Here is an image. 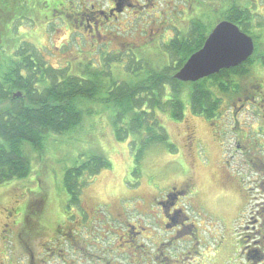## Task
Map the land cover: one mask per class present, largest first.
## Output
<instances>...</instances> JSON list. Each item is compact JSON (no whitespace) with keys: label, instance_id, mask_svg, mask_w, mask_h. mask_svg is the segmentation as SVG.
<instances>
[{"label":"rangeland","instance_id":"obj_1","mask_svg":"<svg viewBox=\"0 0 264 264\" xmlns=\"http://www.w3.org/2000/svg\"><path fill=\"white\" fill-rule=\"evenodd\" d=\"M74 4L76 8H72L73 11L71 8L69 10L66 8L65 11L71 13L76 20L70 18L67 24L60 18L61 15L65 17V13L53 12L50 15L48 11L47 15H43V9H40L41 14H27L23 22L18 23L20 37H26L32 44H36L37 48L40 47L49 65L88 74H96L98 71L93 67L99 68V72L107 70L114 79L119 80L124 77L118 62L112 63L109 67L104 61L126 50L129 52L128 55L130 50L138 54L149 71L152 70L150 68H156L166 62L164 57L156 56L155 52V41L160 38L158 27L161 28V25L154 26L152 20L159 15L148 18L150 20L148 25V20L143 19L135 22L136 25L132 27L128 21L135 16L134 11H129L131 17L118 16L120 23L116 22L105 29V33L109 32L112 39L99 43L94 42L84 32L83 27L78 25V11H84L86 8L98 9L106 6V1L74 0ZM31 9L34 10L33 7ZM140 15L139 17L145 16ZM31 16L35 18L39 16L41 21ZM160 20L159 18L156 21ZM83 23L87 22L83 19ZM166 28V31L161 28L166 35L173 33L171 27ZM207 29L205 24V33L209 31ZM101 46L102 52L99 50ZM261 50H264V46H260ZM257 55L261 58L262 54H256V57ZM122 62H126V57ZM243 83L244 87L249 89L252 85L256 87L254 79L245 80ZM98 98L97 96L94 99L80 98L78 104L92 112L97 106L94 102L99 104L96 101ZM246 107L250 109L246 110ZM260 108L258 104L255 107L246 105L238 112V123L233 122L231 117L228 119L230 114L228 110L226 111L228 116L223 121L218 120L214 125L192 115L188 109L180 122L165 121L162 117L160 122L163 123L173 148L167 149L160 143L151 145L139 160L137 174L132 173L135 151L129 148L128 140L119 142L113 138L112 127L108 121L112 112L109 116L107 109L102 110V107L97 109L99 111L96 113L101 114V110L103 114L99 119L88 118L91 113L86 115L83 124V128H86L78 138L73 137L60 142L61 137H58L55 141L59 140V144L52 145L50 143L55 137L50 136L45 145H52L54 151L49 152L47 149L46 158H38L33 151L28 153L29 157H35L29 159L30 172H34L35 179L27 177L0 183V264H48L40 262V257L48 252L45 247L49 245L56 248L61 241L58 237L65 238V231L62 233L56 231L57 222H61L58 220V200L64 195L63 173L66 168L98 153L107 158L110 167L90 178L92 183L86 187L81 207L90 209L91 214V209L98 200L111 202L117 200L121 205L123 203H120V195L128 194L127 189L130 190V197L134 198L132 193L147 197L149 188L146 184L155 190H163L165 188L163 186L179 188L189 185L191 198L187 206L190 210L196 206L195 209L204 213L208 219L204 223L205 229L209 231L206 242L220 251V255H228L232 260L230 264H238L242 246L248 244L249 248L252 243V238L244 242V232L238 230L241 221L240 211L246 212L249 216L262 203L261 191L256 186L259 176L256 169L264 168V117H261ZM237 135L246 136L245 142L240 144L242 148L235 145L234 137ZM55 141L53 143H56ZM39 155L41 156V153ZM31 182H35L34 186H28ZM190 203L194 205L193 208ZM76 207L79 208L78 205ZM104 208L105 206L101 205L99 212L104 211ZM149 221L147 218L146 223ZM40 224H44V228L40 229ZM52 233L53 235L55 233L56 240L49 242ZM78 236L79 234L74 235L75 238H82ZM59 247L63 248L62 254L68 250L66 243ZM61 262L63 261L59 258L53 264ZM259 262L248 261L246 264H264V259Z\"/></svg>","mask_w":264,"mask_h":264},{"label":"trees","instance_id":"obj_2","mask_svg":"<svg viewBox=\"0 0 264 264\" xmlns=\"http://www.w3.org/2000/svg\"><path fill=\"white\" fill-rule=\"evenodd\" d=\"M248 3L249 0H229L230 10L216 12L215 20L224 17L241 27H249L251 16L244 8ZM74 5V0H0V183L27 177L35 179L29 164V159L35 157H29L28 153L33 151L38 158H46V150L52 152L51 146L59 144V140L55 141L58 137H61L60 142L78 138L86 128H83L85 116L91 113L88 118L99 119L100 115L102 118L101 110V114L96 113L101 107L109 111V116L112 112L111 118L106 117L113 138L119 142L128 140L129 148L135 151L132 173L137 174L139 160L151 145L160 143L167 149L173 148L160 122L162 117L165 121L180 122L188 109L211 125L223 121L236 96L245 90L243 82L256 81L258 69L264 68V55L259 58L253 53L243 63L196 82L176 80L174 74L202 46L201 16L198 17L199 27L192 26L195 34L181 40L175 33L168 42L155 41L156 56L164 57L166 62L150 71L141 57L131 50L130 55L126 50L104 61L109 67L118 62L124 77L119 80L109 71L99 72V68L94 67L98 71L96 74L56 68L48 64L40 47L20 37L17 26L27 14H41L42 9L43 15L48 11L50 15L53 12L67 14L65 9L72 10L76 8ZM69 15L60 16L64 24L69 23L70 18L76 20ZM35 19L41 21L39 16ZM124 57L126 62H122ZM16 92H20V96H15ZM96 96L102 97L96 99L99 104L91 101L97 104L92 112L78 104L80 98L94 99ZM50 136L55 138L52 145L47 146L45 143ZM109 167L107 158L98 153L66 168L62 178L64 195L58 200L61 215L80 210L82 196L92 183L90 178ZM34 184L31 182L28 186ZM40 226L44 228V224Z\"/></svg>","mask_w":264,"mask_h":264},{"label":"flooded vegetation","instance_id":"obj_3","mask_svg":"<svg viewBox=\"0 0 264 264\" xmlns=\"http://www.w3.org/2000/svg\"><path fill=\"white\" fill-rule=\"evenodd\" d=\"M105 1L106 6H101L95 10L86 8L83 14L78 13L80 16L78 25L83 27L84 32L94 42L110 41L112 37H109V32L106 34L105 31L109 26L118 22V16H130L129 11L136 13L135 16H132V20L128 21L131 24L130 27L143 19L148 20V25L150 24L148 18L159 15L152 20L154 26L161 25L164 31L167 30L166 27L168 26L173 32L166 35L158 27V30L160 29L158 37L160 38L157 40L162 42H168L175 33L181 40L189 34H195L192 26L199 27L198 17L201 16L200 22L203 26L206 24L208 29L212 26L207 33L204 31V27L199 28V34L203 37V45L208 34L218 22L229 21L224 17L215 20L216 12L220 14L230 10L229 0ZM244 8L251 16V21H248L247 24L249 27L242 26L246 31L242 30V27L237 23L229 22L236 24L243 33L251 38L253 53L264 55V50L260 51V46H264V0H249ZM69 14L71 13L67 12L65 15L70 16ZM140 14H145V16L139 17ZM159 18L161 20L157 22L156 20ZM83 19L88 23H83ZM209 21L212 22L208 24ZM256 44L260 46L257 48ZM99 50L102 52L103 47H99ZM255 86H253L254 88L250 87V89L245 87L242 94L236 96L237 99L232 102L228 109L230 113L228 119L231 117L233 122L238 123V112L242 111L246 105L255 107L256 104L261 107V117H264L263 67L258 69ZM248 108L250 109V107ZM248 108L246 107V110ZM234 138L236 147L242 148L240 144L245 142L246 136L237 135ZM244 148L247 149L246 146ZM245 154L247 153L245 152ZM256 170L259 172L256 186L261 191L260 200L262 203L249 216L246 212L240 211L239 218L241 221H239L238 230L244 232V242L250 241L252 238V243L249 248L248 244L242 246L238 264H246L248 261L252 263L260 261L259 263H261V260L264 259V168ZM146 185L149 188L147 197L139 196L137 193H132L134 198L130 197V190L126 186L128 194L120 195V203H123L121 205L118 204L117 200L112 202L110 200H98L95 207L91 209V214L90 209L87 211L81 206L80 210L65 212L66 215L64 216L59 212V217H57L61 222H57L56 231L61 233L65 231V238L58 237L61 241L56 248L47 245L45 248L48 252L40 257V262L53 264L61 258L63 261L61 264L231 263L232 260L228 255H220V251L216 250L215 247L212 248L208 241L206 242L209 231L205 229L204 223L208 219L204 213L196 210V206L194 207L192 203L190 204L192 208L194 207L193 211L187 206L191 198L189 185L179 188L163 186L165 187L163 190H155L148 184ZM101 205H104L105 208L104 211L99 212ZM147 218L150 219L149 223H146ZM77 234L82 238H75L74 235ZM210 234L213 237L212 233ZM55 240V233L54 235L52 233L49 242ZM62 243H66L68 246V250L63 254V248L59 247Z\"/></svg>","mask_w":264,"mask_h":264},{"label":"water","instance_id":"obj_4","mask_svg":"<svg viewBox=\"0 0 264 264\" xmlns=\"http://www.w3.org/2000/svg\"><path fill=\"white\" fill-rule=\"evenodd\" d=\"M252 52L253 43L249 36L236 24L220 21L208 34L202 47L188 57L173 77L180 82H196L243 63ZM15 96H20V92H16Z\"/></svg>","mask_w":264,"mask_h":264}]
</instances>
